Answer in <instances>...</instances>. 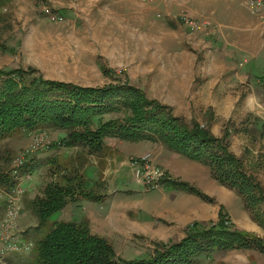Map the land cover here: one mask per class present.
Returning <instances> with one entry per match:
<instances>
[{
    "label": "rangeland",
    "instance_id": "1",
    "mask_svg": "<svg viewBox=\"0 0 264 264\" xmlns=\"http://www.w3.org/2000/svg\"><path fill=\"white\" fill-rule=\"evenodd\" d=\"M158 1L142 2L150 4L151 15L163 18L164 15L157 12ZM52 3L57 2L0 0V68L20 67L22 71L19 76L22 78L33 72V77L72 82L82 86H102L125 81L135 86H143L148 97L170 105L174 114L183 116L187 121L196 118L205 126L211 123L212 131L219 137L228 129L229 148L242 158L247 169L252 172L249 173L259 179L264 187V94L261 93H264V81L261 77L260 81L249 80L247 77L240 81L228 79L227 73L217 75L221 71L218 65L209 60L205 61V58H198L193 64L191 58L196 51L189 50L187 61L190 63L183 65L182 72L172 65L181 58L179 54L173 55L176 59L169 61V69L166 70V75L171 76L169 81L163 78L157 65L150 66L152 70L146 78H141L140 75V78L132 80L128 75L133 74L130 71L128 73L127 69L130 67L134 74H140L139 69L132 63H141L142 59L133 55L137 44L132 37L135 33H128L131 27H128L126 19L128 9L120 8L123 4L120 0L110 1L112 6L116 7V19L114 20V10L111 9V19L105 22L98 17L99 13L94 16L88 12L83 13L84 11L78 13L80 16L73 17L70 22L69 17L59 14ZM45 8L62 16L63 21L50 20L43 12ZM191 20L200 28L193 29L189 21H181L186 27L185 33L180 36H184L181 39L187 40L188 43L202 39L207 30L203 27L206 20ZM130 24L132 25V20ZM153 35L154 33L151 34ZM178 35H174V38L180 39ZM166 36L172 45L174 40L170 39L171 35L167 33ZM151 44L149 50L152 63L153 59L157 58L158 39L154 38ZM170 50L177 49L171 47ZM201 60L204 61L203 64L200 63ZM241 75L245 76L243 72ZM102 117L106 120L112 115L106 113ZM64 134L65 130L53 127L28 131L22 129L0 140V173L7 172L11 175L9 170L17 168L18 175H23L14 185H19V194H13L18 198V216L13 223L6 218V210L12 196L4 194L0 198V264L29 263L31 251L20 248L8 250L4 240L11 234L12 237L18 238L17 243L16 238L13 240L17 248L27 241L31 244L30 250L35 248L36 241L47 231L48 224L42 226V229L38 228L37 218L30 209V200L42 196L43 188L48 182L66 184L65 178L73 174L71 167L75 166L77 156L86 157L84 168L93 161L96 162L98 172L95 175V168L88 166V179L103 183V186L97 182L92 183L89 188H81L82 191L96 190L105 195V199L102 202L90 200L83 198V195L76 191L70 196V200L68 199L69 203L51 216V220L78 222L87 217L91 232L100 234L111 242L119 257L132 259L145 253L152 254L160 247L158 244L161 242L181 240L186 235V225L193 220L209 219L215 222L218 219L222 201L215 196L216 199L213 197L214 202L209 206L213 207L210 212L201 206L193 208L195 204L192 207L189 202L186 208L183 202L181 204L177 200L172 204H160L153 213V219L144 222L141 212L137 213L135 200L131 202V196L122 193L126 186L144 193L156 190L154 194H169L172 190L183 191L165 188L160 182L154 188L144 189V185L134 177L128 164L131 158H140L150 153L153 164L162 170L163 177L173 175L189 182L206 171L204 164L189 161L177 153H169L164 147H160L163 146L160 143L157 145L160 150L158 153H154L153 148L135 156V153L140 152L138 148L143 143L120 141L116 138H106V147L98 152L99 154H90L81 146L68 148L59 145L57 142ZM133 144H137L138 148L131 149ZM26 148L29 150L25 155L26 161L20 165L18 158ZM116 151H120V163L117 164L118 171L115 173L111 171L109 164L113 163ZM83 166L80 169L82 172ZM74 182L76 184V180ZM161 187L162 189H159ZM11 191L7 190L6 193L12 195ZM154 194L146 198L154 200ZM234 194V190L226 188L224 196L234 197ZM135 195L139 196L138 193ZM260 210L264 211V203ZM226 212L238 228L260 235L264 240V227L252 217L249 210L241 205L238 208L234 203H229ZM166 237L171 239H161ZM193 260H196L194 264H264V254L254 249L232 248L202 254Z\"/></svg>",
    "mask_w": 264,
    "mask_h": 264
},
{
    "label": "trees",
    "instance_id": "2",
    "mask_svg": "<svg viewBox=\"0 0 264 264\" xmlns=\"http://www.w3.org/2000/svg\"><path fill=\"white\" fill-rule=\"evenodd\" d=\"M21 69L0 68V140L16 130L53 127L65 130L57 142L59 145L81 146L90 154H99L106 147V138L160 143L170 151L208 167L214 179L241 196L245 209L264 227V211L260 210L264 203L263 188L224 140L213 135L207 127L174 115L170 106L148 97L141 88L128 81L82 86L33 77V72L22 78L19 76ZM106 113L112 117L104 120L101 116ZM77 157L75 166L71 167L73 174L65 178L66 184L48 182L43 195L30 200L38 228L48 225L35 248L30 250L28 264H194L193 258L202 254L232 248L254 249L264 254L263 238L235 227L224 207L220 206L215 222L194 221L178 242H161L152 254L145 253L132 259L117 256L111 242L91 232L86 218L78 222L51 220L76 191L90 200L102 202L105 199V195L96 190L82 191L81 188H89L92 183L101 186L103 183L88 179L83 166L86 157ZM159 182L165 188L194 193L212 201L187 181L167 175ZM15 183L7 172L0 173V188L7 191Z\"/></svg>",
    "mask_w": 264,
    "mask_h": 264
},
{
    "label": "crops",
    "instance_id": "3",
    "mask_svg": "<svg viewBox=\"0 0 264 264\" xmlns=\"http://www.w3.org/2000/svg\"><path fill=\"white\" fill-rule=\"evenodd\" d=\"M53 1L57 2V3H52L57 8L55 10H57L59 14H65L66 16H68L69 17L68 21L70 22L72 21L73 17L80 16V14L78 13L82 11H84L83 13L86 12L91 13L94 16H97V14L99 13L100 15L98 17L103 19L105 22L111 19L112 16L111 9L114 10L113 12V15H115L114 20L116 19V14H117L116 7L115 6L113 7L110 1L115 2L117 0H60V2L59 0H53ZM120 1L121 3H123L120 6V8L123 9V7H125L126 9H128V16L126 17V19L127 22L129 23L128 27L131 26L129 27L128 33H132V34L135 33L134 35H132V37L134 40H136L137 44L135 46L136 52L133 55L134 57H141L142 59L141 63L138 62L132 63L133 66L135 65V67L139 69V72H141L140 74H134L133 72L134 70H132L130 67H128L127 69L128 73L132 72L133 74V75L127 74L128 77L131 78L132 80L137 79L138 77L140 78V75L141 78H146V75L150 73L152 70V67L150 66L157 65L159 66L158 69L160 70L159 71L160 74L163 75V78L165 80L169 81V79H171V76L166 75L167 72L166 70L167 68L169 69L168 67V65H170L169 61L176 59L173 57V55L179 54L181 56L179 61L172 65H174L177 69H180L182 72L183 65H187L190 63V61H187L189 58L187 53H189V50H193L196 52L194 56L192 55L193 56L191 58L192 63L195 64L198 58H205V61L209 60L215 65H218V69H220L221 71L217 73V75L222 76L223 74L227 73L226 77L228 79H235L240 81L242 80L243 77H247L249 80L260 81V77H261V79L264 81V23L263 20L262 21L260 20L261 17L251 13L249 9H247L248 7L246 6L247 7L246 8L244 6V4H246V0H159L157 12L163 14L164 15L163 18H159L157 16L151 15L150 6H149L150 4H147V2L144 3L145 1L142 2L143 0L142 1L120 0ZM240 4L243 5L241 6ZM185 17H189L191 19H195L199 21L206 20L205 21L206 25H204V23L202 24L204 25L203 27H206L207 29L205 30V36H202V39L200 38V39L192 40L190 43H188L187 40L181 39V37L184 36H180V34L185 33L184 32V29L186 27V24H184V22H186ZM131 20H132V25L130 24ZM183 20L184 22H181ZM93 22L95 23L94 20ZM109 25H111V22ZM153 33L154 35L151 36V34ZM167 33L171 35L170 39L174 40L172 45L168 41V38L166 36ZM156 34L158 35L155 37ZM176 34H179L178 36L181 40L174 38V35ZM150 37H152L153 39ZM154 38L158 39L157 58L155 59L153 57L154 59L151 63L152 56L150 54L149 47L152 45L151 42L154 40ZM171 47H174L177 50H170ZM200 63L203 64L204 61L201 60ZM242 72L244 73L245 76L241 75ZM217 75L216 77L218 78ZM137 87L141 88L145 92L143 86L142 87L137 86ZM261 93L264 94L263 92ZM177 116H180L185 121H187L183 116L181 115H177ZM190 121H196L202 127H207L211 131V133L215 135L214 132L212 131L211 123L210 125L205 126L204 124H201L196 118H191L187 122ZM215 136L219 137L217 135ZM221 136L219 138H222L229 148V144L227 143V138L229 137V130L226 129L223 133V136L222 137ZM140 142L143 143L140 148L137 147V144H133V146L131 147V149L138 148L140 150V152L134 154L135 156L142 155L143 152L145 151L149 152V150L153 148H154L153 149L154 153H158V151H160L159 149H157L158 148L157 145L159 143H152L149 141H145V142L140 141ZM160 147H164L169 153H174L169 149H167L165 146H160ZM123 148H125V146ZM229 150L232 153H234L230 148ZM119 153L120 151L115 152V155L113 156L114 161L113 163L111 162L109 164V166L112 167L111 171L115 173L118 171L117 164L120 163ZM234 154L237 156L236 153ZM181 156L187 158L183 155ZM239 158L242 160L241 157ZM117 160L118 162H116ZM154 160L157 161L155 156H154ZM187 160L197 164L199 163L189 158H187ZM92 163L90 165L93 168H95V175H96V172H98V168L96 167L95 161H93ZM244 166L248 172H251L247 169L245 164ZM173 177L174 176L172 175V178ZM256 180L260 183L261 187L264 190V187L262 183L259 181V179ZM187 182L190 183L195 188H197L199 191H201V193L211 197L212 201H206L202 197L186 191L172 190L171 192H168L169 194H165V193L159 194L158 192L154 194L156 190L144 193L141 191H134L133 188H128L126 186L124 187L123 189L124 192L122 193L131 196L132 198L131 202L135 200L134 205L138 208L137 213L141 212L144 222H149L153 219L154 216L153 213H155L157 206H159L162 203L172 204L174 201L177 200H179L181 204L183 202V204L186 205V208H188L190 203L192 204V207L193 204H195L193 208H195L196 206L197 208L201 206L205 210H207V212L208 211L210 212V209H213V207H209V206H211V203L214 202L213 197L216 196L218 199L222 201L221 202L222 204H220L219 207L223 206L225 212H226V207H228L229 203L231 204L234 203L235 205H237L238 208L239 205H241L245 209L241 196L235 190H234L235 192L234 197L224 196L227 187L222 185L212 177L208 167H206V171H204L203 174L201 173L198 174L194 181L191 182L187 181ZM159 189H162V187ZM136 193H138L139 196L136 197L135 195ZM153 194L156 195L153 196L154 200H149V198H146L147 196ZM140 201H142L141 204L139 203ZM72 203L73 202H71V204ZM230 220L234 224V226L237 227L231 218ZM193 221L207 224L210 220L205 219L202 221L197 219ZM190 223L186 225L185 229ZM88 224H89V220H88ZM257 236L260 237V235ZM161 239L167 240L171 238L166 237Z\"/></svg>",
    "mask_w": 264,
    "mask_h": 264
},
{
    "label": "built area",
    "instance_id": "4",
    "mask_svg": "<svg viewBox=\"0 0 264 264\" xmlns=\"http://www.w3.org/2000/svg\"><path fill=\"white\" fill-rule=\"evenodd\" d=\"M246 5H247V7L251 13L261 17V20H263V22H264V0H246ZM43 12L52 21H57V22L63 21L62 16L53 13L48 8H45L43 10ZM186 20L189 21V25L191 26V28H193V29L194 28H197V29L200 28L199 26L194 24L190 19L187 18ZM39 142H36V143L39 144ZM33 145H35V144H33ZM30 150H32V148ZM28 151L29 150L26 148V151L24 153H21L20 157L18 158L20 165H22L26 161L24 159H25V157H26L25 155H27ZM128 164L132 168L134 177L144 185V189H146V188L150 189V188L156 187L159 183L160 178L163 177L162 170L159 167H157L155 164H153V162L151 160L150 153H146L143 156H141L140 158L139 157L138 158H131L128 161ZM9 172L11 173V176L14 178V180H19V179L21 180V176H23V175H18V169L17 168H12L11 170H9ZM9 191H11L12 195H8L6 193L7 191L0 188V198L4 194H5V196H12V198L9 201L10 205L8 206V208L6 210V218H8L13 223V221L18 216V208L16 206L18 198L16 199L15 198L16 196H13V194H15V195L19 194V185L17 184L16 186H14ZM7 236L8 237L4 241L7 242V245L5 247L8 250H15V249L20 248L23 250L30 251V248H31L30 242L27 241L25 243H22L20 245V247L17 248L16 244L13 243V240L16 238V243H17L18 238L12 237L11 234H9Z\"/></svg>",
    "mask_w": 264,
    "mask_h": 264
}]
</instances>
